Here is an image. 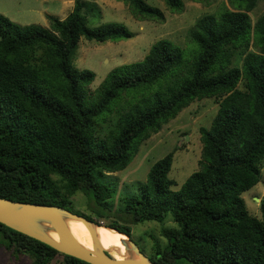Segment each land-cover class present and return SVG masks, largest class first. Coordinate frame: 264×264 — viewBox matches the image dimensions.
I'll return each mask as SVG.
<instances>
[{"label":"trees","instance_id":"obj_1","mask_svg":"<svg viewBox=\"0 0 264 264\" xmlns=\"http://www.w3.org/2000/svg\"><path fill=\"white\" fill-rule=\"evenodd\" d=\"M122 1L136 18L164 20L145 0ZM258 1L235 0L233 9L198 17L188 30L198 46L190 63L178 44L160 38L141 60L110 70L92 96L94 71L74 65L79 40H127L133 33L125 24L90 26L83 10L97 7L95 0H74L64 18L48 16V27L0 14V197L60 206L99 224L73 209L70 197L81 192L98 218H114L105 226L129 238V224L171 219L177 227L164 228L165 243L155 241L147 256L154 264H264V195L260 215L249 212L242 196L261 181L264 162V13L254 22L249 16ZM165 4L184 9V0ZM252 41L259 51L248 49ZM237 49L242 64L231 66ZM166 75L171 83L120 112L106 134L97 133L98 118L124 89ZM204 97L218 108L211 125L199 127L200 169L174 190L173 152L167 153L125 196L122 213L111 216L109 173L123 170L142 141ZM0 246L28 254L32 264H50L57 255L61 264H89L2 223Z\"/></svg>","mask_w":264,"mask_h":264},{"label":"rangeland","instance_id":"obj_2","mask_svg":"<svg viewBox=\"0 0 264 264\" xmlns=\"http://www.w3.org/2000/svg\"><path fill=\"white\" fill-rule=\"evenodd\" d=\"M0 0V14L20 25L40 24L48 27L49 15L61 16L63 0ZM97 7H88L83 12L88 17L90 26H97L104 22L116 21L125 24L133 33L129 39L105 42L88 40L81 36L74 65L79 69L94 71L95 78L89 86L91 96L94 90L103 81L105 76L114 67L124 63L141 60L148 52L151 44L160 38H167L178 44L183 51L184 63H190L198 54L197 44L189 38L188 30L194 25L195 20L205 13H216L225 7L233 9L235 0H184V9L181 12L171 11L165 0H145L147 3L159 7L164 13V20H149L136 18L129 3L122 0H95ZM71 6H72V2ZM62 4V5H61ZM70 5V4H68ZM69 8V9H68ZM70 9V6L67 8ZM70 12V11H67ZM264 13V0H259L256 7L249 12L252 22ZM58 14V15H57ZM61 18V17H60ZM259 51L252 41L248 48ZM243 53L234 50L231 66H241ZM171 76L166 75L152 84L140 85L136 88L124 89L111 103V106L97 120V133L103 136L115 125L120 112H124L131 104L146 100L153 93L172 82ZM244 88L243 80L238 84ZM218 108L217 100L213 97L194 99L189 106L181 110L178 115L163 124L161 129L142 141L138 152L130 163L117 172L109 173L115 185L113 199L108 202L111 207V216L120 215L121 208L125 207V196L137 192L138 183L145 182L151 165L169 152H173V160L169 176L174 179L172 189L178 190L186 178L194 171L200 169L201 148L199 127H209ZM112 186V185H111ZM136 190V191H135ZM264 195V162L262 179L251 189L242 193L250 213L260 215L259 200ZM73 209L91 215L103 225L114 218H98L89 207V200L83 193L77 192L72 197ZM258 198L259 200H257ZM93 201H91V204ZM124 221V220H123ZM123 221L119 223L123 224ZM133 241L148 256L154 250V242L165 243L164 228L177 227L171 219L164 222L144 220L136 224H129ZM82 236H91L83 233ZM114 247L109 253L113 256ZM32 257L28 254L15 256L12 250L0 246V264H32ZM62 256L57 255L50 264H61Z\"/></svg>","mask_w":264,"mask_h":264},{"label":"water","instance_id":"obj_3","mask_svg":"<svg viewBox=\"0 0 264 264\" xmlns=\"http://www.w3.org/2000/svg\"><path fill=\"white\" fill-rule=\"evenodd\" d=\"M65 217L80 220L89 227L91 233L94 232L95 226L99 225L60 206L19 202L0 197V223L42 242L60 253L89 264H154L141 251L136 242L126 234L127 239H121V242L130 253L128 258L115 259L107 250L98 245L96 239L94 241L95 251L86 250L71 235L65 223ZM45 223L57 231L58 241L47 234Z\"/></svg>","mask_w":264,"mask_h":264},{"label":"bare ground","instance_id":"obj_4","mask_svg":"<svg viewBox=\"0 0 264 264\" xmlns=\"http://www.w3.org/2000/svg\"><path fill=\"white\" fill-rule=\"evenodd\" d=\"M65 223L74 239L86 250L95 251L96 248L94 246V241L96 239V241H98V245L108 252H110V250L114 247L116 252L113 253V257L115 259L121 260L130 256V253H128V250L121 242V239H127V236L124 233L107 227L103 225V223H99V225L95 226L94 232L91 233L89 227L83 222L68 217H65ZM45 225L47 226V234L55 241H58L59 235L57 231L48 223H45ZM83 233H88L91 236L80 237Z\"/></svg>","mask_w":264,"mask_h":264},{"label":"crops","instance_id":"obj_5","mask_svg":"<svg viewBox=\"0 0 264 264\" xmlns=\"http://www.w3.org/2000/svg\"><path fill=\"white\" fill-rule=\"evenodd\" d=\"M62 1V0H61ZM60 1V2H61ZM63 2H65V6L64 5H62L61 6V12H62V14H61V16H59L58 14V17L60 18H64L69 12H67V11H71V10H68V9H65V8H67L68 6H70V9L73 7V3H74V0H63ZM70 2H72V6H71V3ZM62 3V2H61ZM68 4H70V5H68Z\"/></svg>","mask_w":264,"mask_h":264}]
</instances>
